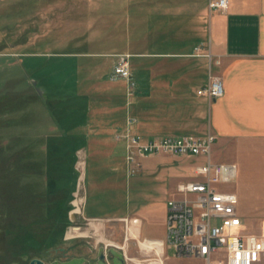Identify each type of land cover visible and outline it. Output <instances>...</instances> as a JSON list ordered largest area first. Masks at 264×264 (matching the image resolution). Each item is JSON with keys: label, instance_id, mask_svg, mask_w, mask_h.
<instances>
[{"label": "rangeland", "instance_id": "1", "mask_svg": "<svg viewBox=\"0 0 264 264\" xmlns=\"http://www.w3.org/2000/svg\"><path fill=\"white\" fill-rule=\"evenodd\" d=\"M85 3L86 0H0V264H29L33 259L44 264H139L161 259L154 251L143 250L132 235L126 241L124 224L112 217L128 215L136 208L141 210L146 202L166 198L174 183L191 177L190 164L168 162L173 165L165 164L164 170H145L146 160L154 161L148 156L127 165L124 144L116 140V135L124 133L128 118L134 121L133 131L141 136L201 137L211 133L205 117L211 100L195 97V115L186 110L180 115L181 100L164 101L156 90L145 99L149 93L143 92L136 75L132 74L130 96L124 81L110 80L116 58L83 57L77 52L107 50L110 35L115 31L124 33L122 28L91 27L96 14ZM190 60L192 79L197 78V94L209 72L218 75L213 63L208 68V59L207 67L200 59ZM106 63L112 64L110 70ZM152 71L157 74V68ZM166 71L174 74L177 70ZM100 104L115 109L119 123L109 136L103 137L123 146V151L117 153L112 176L102 175L108 164L98 162L101 158L94 147L98 142L95 133L87 128L76 131L78 119L89 121L87 116L79 118V113L86 115ZM147 106L149 111L145 110ZM65 108L70 112L69 125L62 122ZM164 108L176 114L165 115ZM54 112L58 116L55 119ZM67 125L69 130L63 132ZM48 132L54 133L49 147H54L55 172L46 180L29 171L45 170V150L40 149L43 144L39 145L45 144ZM65 139L73 144L68 145ZM73 145L76 148L71 158H57ZM231 145H213L211 158L238 164V177L227 187L240 195V209L244 202L257 217L242 218L235 232L260 235L264 233V157L259 154L264 149L247 143L241 147ZM239 152L247 157L237 155ZM49 154L48 149V162ZM33 161L37 168L31 167ZM115 191L117 196L109 199ZM86 198L88 215L99 219H87L83 214ZM76 200L80 201L79 213L74 212ZM100 255L104 256L102 262ZM165 255L168 264H198L194 258H177L173 248H167Z\"/></svg>", "mask_w": 264, "mask_h": 264}, {"label": "crops", "instance_id": "2", "mask_svg": "<svg viewBox=\"0 0 264 264\" xmlns=\"http://www.w3.org/2000/svg\"><path fill=\"white\" fill-rule=\"evenodd\" d=\"M86 1L85 5L88 8L93 7L96 14L90 24L91 27L109 26L113 30L122 28L124 33L113 32L110 35L111 45L107 50L77 51L78 53L83 54V57L95 56L101 59H115L119 54L129 55L131 73L136 75L135 80L142 82L143 92L149 93L145 99L151 98L148 95L152 96L156 90L159 99L181 100L183 107L178 110L180 115L182 110L188 111L189 115H195L197 109L192 100L195 97L204 100L205 97L195 93L197 78L195 76L192 79L190 58L200 59L207 67L204 54L210 52L213 61L217 62L214 64L215 72L223 84V95L207 102L206 107V126L215 135L213 145L221 148L227 147L229 143L232 144L231 146L237 143L239 144L237 147H241L243 143H247L251 147L256 145L255 148L264 149V0H228L225 11L209 10L208 0ZM195 48H198L196 52ZM106 66L110 70L112 64L106 63ZM153 68H157V74L153 73ZM169 68L177 71L171 74L170 71H166ZM183 73L185 74L182 75ZM207 82L208 80L204 78L198 89L204 87ZM102 106L100 104L94 111L88 110L86 115L84 112L79 113V117L87 116L89 121L80 120L76 131H85L87 128L95 133L94 136L98 138L96 139L98 142L94 147L98 150V157L101 158L98 162L108 164L102 175L112 176L114 170L112 167L116 163L117 153L123 151V146L121 142H116V145L112 141L107 142L103 137L109 136L119 123L116 110ZM167 109L162 110L165 115L176 114L175 111L167 112ZM145 110L149 111L150 107H145ZM92 116L97 120L91 121ZM49 119L52 122V116ZM53 130L51 126V131ZM53 137L54 133L48 132L45 144L39 145H44L40 149L45 150V170L36 171L34 168L38 165L35 164L36 161L30 162L31 167L34 168V173L29 171L31 175H43L42 177L47 180L48 176L55 172L54 167H51L54 162H48L47 152ZM75 144L79 145V142ZM19 153L22 154V152ZM263 154H259V157H264ZM237 155L247 157L241 152ZM19 157L22 158L20 155ZM151 157L154 161L146 160L145 170L155 171L159 168L164 170L165 164L173 165L168 162H174L175 165L181 162L190 164L191 177L183 181L192 179L195 167L205 162V158L201 156L157 155ZM30 159L32 160V152ZM210 159L214 163H232L215 162L211 156ZM234 164L237 166V179L238 164ZM68 170L72 178V167L70 166ZM178 183L172 185L166 198L146 202L141 210L136 208L128 215L112 217L120 222L122 218H136L138 221L133 226L132 238L137 239L138 242L142 241L140 238L145 240L152 238V241L157 242V248L160 250L157 252L153 249L156 256H160L161 259L143 261L147 264L150 261L153 264H168L165 252L170 247L166 244L165 216L167 202L178 196L176 192ZM236 195L239 215L245 219L256 218L255 210L247 207L244 202L240 209V195ZM115 196L117 191L109 194L108 198L113 199ZM88 198L85 199L83 214L87 219H99L100 217L88 215ZM196 261L198 264H205L202 259H196Z\"/></svg>", "mask_w": 264, "mask_h": 264}, {"label": "built area", "instance_id": "3", "mask_svg": "<svg viewBox=\"0 0 264 264\" xmlns=\"http://www.w3.org/2000/svg\"><path fill=\"white\" fill-rule=\"evenodd\" d=\"M227 7L228 0H208L209 10L225 11ZM204 56L209 61V69L211 63L217 64L210 52ZM128 59L129 55L116 56L109 78L124 81L127 95L130 96L133 78ZM197 94L211 101L220 98L223 95L221 78L209 72L207 84ZM133 124V119L128 118L124 133L116 135V140L124 144L127 165L137 163L138 158L156 155L205 158L203 164L195 167L191 180L176 186L178 196L167 202L166 244L174 249L175 256L202 259L205 264H264V233L235 232L242 225V217L238 213L237 195L227 186L234 183L237 166L211 161L215 135L148 138L134 132ZM121 221L125 226L127 241L128 236L133 235V226L138 220L122 218ZM145 251L155 252L153 248Z\"/></svg>", "mask_w": 264, "mask_h": 264}, {"label": "trees", "instance_id": "4", "mask_svg": "<svg viewBox=\"0 0 264 264\" xmlns=\"http://www.w3.org/2000/svg\"><path fill=\"white\" fill-rule=\"evenodd\" d=\"M48 108H49V106H48ZM66 109V108H65ZM67 110V113H66V115L63 117V120H62V122L64 123H67L69 120H67V118L70 116V112H69V110L68 109H66ZM49 111V110H48ZM65 112V111H64ZM54 114H55V117H54V119L56 118V113L54 112ZM58 117V116H57ZM79 118H81V116L79 117ZM80 121V119H78L77 121H76V123H78ZM68 125H69V122H68ZM67 125V127L65 126V129H63L62 131L63 132H67L68 130H69V126ZM78 125V124H77ZM76 125V126H77ZM64 127V126H63ZM63 132H61V133H63ZM66 140H68V139H65L64 141H66ZM53 142V141H52ZM66 142H68V141H66ZM71 141H69L68 142V145H69V143H70ZM70 144H73V143H70ZM75 144V143H74ZM59 147V146H58ZM54 148V147H53ZM53 148H51V147H48V149H49V151H50V154H49V163L50 162H53L54 161V159H55V155H53V152H52V149ZM69 149L65 152V153H63V155H61L60 157L58 156L57 158H64V157H70L71 158V155H72V152L75 150V148H76V146L75 145H73V146H71V147H68ZM48 152V151H47ZM51 167H53V164H51ZM62 175H64V177H66L65 176V173H62ZM48 178H52V177H48Z\"/></svg>", "mask_w": 264, "mask_h": 264}, {"label": "bare ground", "instance_id": "5", "mask_svg": "<svg viewBox=\"0 0 264 264\" xmlns=\"http://www.w3.org/2000/svg\"><path fill=\"white\" fill-rule=\"evenodd\" d=\"M74 206H75V209H74V212L75 213H78L80 211V207H79V200H76L73 202ZM139 244H140V247L142 249H147L149 247L151 248H154L156 249V251L158 252L160 249H158L156 246H158L157 242H154L152 240H144V241H139ZM152 245H155V246H152ZM128 260H131V261H134L133 259H129ZM149 264H153L152 261L148 262ZM139 264H147L146 262L144 263H139Z\"/></svg>", "mask_w": 264, "mask_h": 264}, {"label": "water", "instance_id": "6", "mask_svg": "<svg viewBox=\"0 0 264 264\" xmlns=\"http://www.w3.org/2000/svg\"><path fill=\"white\" fill-rule=\"evenodd\" d=\"M103 257H104L103 255H100L99 260L102 261ZM29 264H44V262L42 260H39V259H33L30 261Z\"/></svg>", "mask_w": 264, "mask_h": 264}, {"label": "flooded vegetation", "instance_id": "7", "mask_svg": "<svg viewBox=\"0 0 264 264\" xmlns=\"http://www.w3.org/2000/svg\"><path fill=\"white\" fill-rule=\"evenodd\" d=\"M102 261H103V260H102ZM102 261H101V262H102Z\"/></svg>", "mask_w": 264, "mask_h": 264}]
</instances>
